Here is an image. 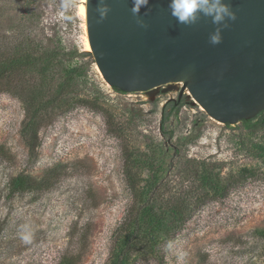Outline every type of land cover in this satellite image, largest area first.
Instances as JSON below:
<instances>
[{
	"label": "rangeland",
	"instance_id": "obj_1",
	"mask_svg": "<svg viewBox=\"0 0 264 264\" xmlns=\"http://www.w3.org/2000/svg\"><path fill=\"white\" fill-rule=\"evenodd\" d=\"M27 1L16 0L8 10L36 18L37 39L50 37L64 51L89 53L83 0ZM71 64L81 68L79 76L54 79V101L44 99L35 137L28 122L38 98L16 81L0 92V264H108L133 202L124 150L149 156L157 176L166 177L163 200L169 189L191 187L180 177L186 160L220 163L228 186L223 198H193L191 215L157 257L133 254L129 264H264V238L256 234L264 231V158L258 148L264 132L250 135L241 123L226 128L209 119L181 83L118 94L102 79L92 54ZM64 81V92L53 95ZM179 100L178 110L168 106L163 112L167 102ZM148 171L132 167L140 187ZM18 175L31 178L33 189L9 195V181ZM28 233L32 242L26 244L22 236Z\"/></svg>",
	"mask_w": 264,
	"mask_h": 264
},
{
	"label": "water",
	"instance_id": "obj_2",
	"mask_svg": "<svg viewBox=\"0 0 264 264\" xmlns=\"http://www.w3.org/2000/svg\"><path fill=\"white\" fill-rule=\"evenodd\" d=\"M169 2L149 0L139 14L144 27L131 12L132 0H103L110 8L103 20L96 11L101 0H86L89 53L104 82L125 94L181 83V91L221 125L264 111V0H225L236 19L227 21L215 45L210 18L180 24Z\"/></svg>",
	"mask_w": 264,
	"mask_h": 264
},
{
	"label": "trees",
	"instance_id": "obj_3",
	"mask_svg": "<svg viewBox=\"0 0 264 264\" xmlns=\"http://www.w3.org/2000/svg\"><path fill=\"white\" fill-rule=\"evenodd\" d=\"M14 1L16 0L6 2L11 4ZM35 1L37 0H28L26 4L31 5ZM8 5H0V92L9 91L10 84L16 81L17 86L25 88L27 93L33 95L32 98H38L40 105L34 108L32 125L30 121L28 122L29 127L33 126L35 137L39 126L37 115L40 116L42 110L46 108L43 106L44 99L49 97L46 103L54 101V96H51L54 79L62 74L66 82H69L79 76L81 68L71 64V61L77 57L90 56L91 53L64 51L59 45H55L50 37L37 39L32 33L37 24L36 18L30 15L26 17L11 15ZM66 82H59L53 95L63 93ZM111 89L118 94H125L118 89ZM29 104L30 107L35 105L34 102ZM168 106L171 111H176L182 106V102L180 100L167 102L163 112ZM201 118L204 119L205 115H201ZM240 123L244 131L250 135L264 132V111L255 118ZM224 126L231 127L229 124ZM190 141L191 137H186L185 143ZM258 148L261 157L264 158V144ZM123 158L124 176L133 202L126 221L119 229L108 264H129L133 254L157 257L162 244L173 237L191 215L194 209L192 205H195L191 202L193 198L199 203L223 198L228 188L221 179L220 163H196L193 160H186L180 177L183 183L187 182L191 187L182 188L179 192L169 189L167 192L170 196L163 200L165 191L162 186L166 185V177L157 176V170L153 167L150 157L146 155L144 158L134 157L132 153L124 150ZM135 165L149 170L146 180H141L144 183L142 187L132 172ZM33 183L35 182L31 178L18 175L9 181V195L33 189L31 188ZM256 234L259 238H264V231H256ZM62 264L71 262L63 259Z\"/></svg>",
	"mask_w": 264,
	"mask_h": 264
},
{
	"label": "clouds",
	"instance_id": "obj_4",
	"mask_svg": "<svg viewBox=\"0 0 264 264\" xmlns=\"http://www.w3.org/2000/svg\"><path fill=\"white\" fill-rule=\"evenodd\" d=\"M148 4L149 0H132L131 12L137 17V23L144 27L146 25L142 19H139V14L141 8H147ZM168 7L172 17L178 23L186 26L196 24L201 17L210 18L212 24L217 26L209 36V41L213 45L221 43L222 29L228 27L227 21L236 19V14L230 3H226L225 0H170ZM96 11L99 12L100 19L103 20L110 8L101 0ZM22 240L26 244L31 243V233L23 235Z\"/></svg>",
	"mask_w": 264,
	"mask_h": 264
},
{
	"label": "bare ground",
	"instance_id": "obj_5",
	"mask_svg": "<svg viewBox=\"0 0 264 264\" xmlns=\"http://www.w3.org/2000/svg\"><path fill=\"white\" fill-rule=\"evenodd\" d=\"M83 2H86V0H83ZM81 14L83 16L86 15V7L82 5V9H81ZM86 25V24H85ZM86 29V28H85ZM84 46H85V51H90V47H89V43H88V39L85 37V42H84ZM188 93V92H186Z\"/></svg>",
	"mask_w": 264,
	"mask_h": 264
}]
</instances>
